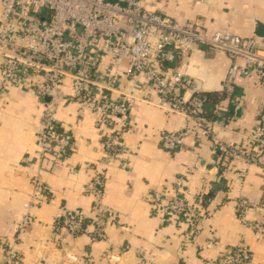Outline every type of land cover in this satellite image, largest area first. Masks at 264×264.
<instances>
[{
	"label": "crops",
	"instance_id": "1",
	"mask_svg": "<svg viewBox=\"0 0 264 264\" xmlns=\"http://www.w3.org/2000/svg\"><path fill=\"white\" fill-rule=\"evenodd\" d=\"M147 1L149 10L201 32L227 29L243 38L254 37L264 50V0ZM230 65L226 53L206 48L171 63L197 80L202 93L218 94L212 104H205V115L221 137L241 141L264 100V89L253 79L238 77L231 90H224ZM126 87L123 80L113 96ZM41 111L42 101L24 87L11 88L0 97V239L14 242L13 227L33 192V176L39 175L48 197L30 209L34 222L15 243L20 255L16 264H207L241 238L251 249L250 264H264V240L244 229L235 216L239 197L264 201L260 168L223 161L206 138L195 145L187 140L189 149L184 151L164 150L162 131L182 129L185 122L145 101L132 106L131 126L123 134L125 152L110 161L96 116L90 111L79 114L77 103L64 104L57 117L73 135V148L64 162L41 160L36 154ZM86 163L94 169L78 175L70 172L71 167ZM95 169L104 172V202L115 210V224L107 227L105 240L93 242L83 234L69 238L62 247L53 239L55 213L61 206L91 212L92 198L84 193V185ZM243 169L247 176L241 183L235 173ZM188 171L187 198L204 204L194 232L183 217L165 212L164 204L152 199L154 193L171 196L174 178Z\"/></svg>",
	"mask_w": 264,
	"mask_h": 264
},
{
	"label": "built area",
	"instance_id": "2",
	"mask_svg": "<svg viewBox=\"0 0 264 264\" xmlns=\"http://www.w3.org/2000/svg\"><path fill=\"white\" fill-rule=\"evenodd\" d=\"M147 4V0H0V97L11 88L24 87L42 101L37 156L66 161L74 137L63 129L57 113L64 104L77 103L79 114L90 111L96 116L106 159L120 158L126 148L123 134L131 126L130 110L137 101H145L185 122L182 129L162 131L164 150L184 151L189 149L187 140L195 145L206 138L223 161L255 166L264 173V100L242 140H226L206 117L205 97L194 89L195 79L168 65L204 48L223 52L231 60L224 90H231L238 77L253 79L264 89V50L257 47L254 37L243 38L227 29L204 33L149 10ZM123 80L125 91L113 96V89L121 87ZM68 83L70 91L65 90ZM93 169L86 163L71 167L70 172L78 175ZM188 173L174 178L171 196L154 193L152 199L163 203L165 212L183 217L194 232L204 204L187 198ZM235 174L242 183L247 170ZM32 183L25 211L13 227L14 242L0 239V264L19 262L15 243L34 222L30 209L48 199L39 175L32 177ZM84 193L92 198L90 213L65 206L55 213L53 239L62 247L69 238L83 234L93 242L105 240L107 227L115 224V210L104 202L102 170L95 169ZM235 216L244 229L264 240V201L239 197ZM251 261V249L241 238L207 264Z\"/></svg>",
	"mask_w": 264,
	"mask_h": 264
},
{
	"label": "trees",
	"instance_id": "3",
	"mask_svg": "<svg viewBox=\"0 0 264 264\" xmlns=\"http://www.w3.org/2000/svg\"><path fill=\"white\" fill-rule=\"evenodd\" d=\"M168 65H171V63H169ZM202 95L205 97V104L209 105L210 103L212 104L214 102V100L216 99V97H218V94H214V93H202ZM205 105V107H206ZM206 110V108H205Z\"/></svg>",
	"mask_w": 264,
	"mask_h": 264
},
{
	"label": "water",
	"instance_id": "4",
	"mask_svg": "<svg viewBox=\"0 0 264 264\" xmlns=\"http://www.w3.org/2000/svg\"><path fill=\"white\" fill-rule=\"evenodd\" d=\"M194 89L195 90H200V83L197 81V80H195V86H194ZM48 100V99H47Z\"/></svg>",
	"mask_w": 264,
	"mask_h": 264
}]
</instances>
